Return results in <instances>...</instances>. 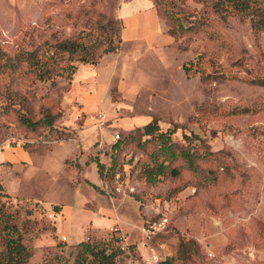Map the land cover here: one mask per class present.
<instances>
[{
    "label": "rangeland",
    "instance_id": "374dc122",
    "mask_svg": "<svg viewBox=\"0 0 264 264\" xmlns=\"http://www.w3.org/2000/svg\"><path fill=\"white\" fill-rule=\"evenodd\" d=\"M120 1L0 0V254L17 238L29 251L22 264H71L88 237L114 250L116 264H264V86L249 81L264 79V27L252 30L235 11L222 17L216 0H164L159 10L200 28L163 48L122 42L115 71L126 66L131 83L123 92L115 80L107 90L87 83L86 95L79 86L69 90L74 72L66 65L83 62L58 57L55 45L88 43L103 28L100 15L117 18ZM29 50L48 57V66L56 62L48 77L24 59L5 64ZM39 105L60 115L30 129L18 115L30 107L35 119ZM135 117L173 127L169 139L192 154V165L149 155L152 143L140 152ZM83 128L93 133L80 141ZM115 132L122 148L105 171ZM160 161L166 168L150 184L142 168ZM116 172L121 191L113 188ZM175 186L182 187L170 194ZM161 214L167 226L142 244L141 227ZM89 258L81 264H93Z\"/></svg>",
    "mask_w": 264,
    "mask_h": 264
},
{
    "label": "trees",
    "instance_id": "16d2710c",
    "mask_svg": "<svg viewBox=\"0 0 264 264\" xmlns=\"http://www.w3.org/2000/svg\"><path fill=\"white\" fill-rule=\"evenodd\" d=\"M163 1L164 0H151L152 4L157 10L158 15L163 17L166 21L167 33L174 37L177 35V33H180L181 31H196L200 28V25L197 22H190L188 25L183 26L178 21L173 12L167 9L165 6L162 7V11L159 10L157 8V4H160V7L161 5H163ZM214 8L219 12L222 17L230 13V11H235L240 15L247 16L250 20V26L254 31H257L259 28L264 27V0H216V2H214ZM103 18L104 15H100V19H98L101 23L100 25H102L103 28H101L100 32L95 34L88 43L78 41L76 39H67L57 42V44L55 45V49L57 48L59 51L58 57L62 53H66V57L68 60L77 59L80 62H87L88 64L94 65L98 61V58L101 56V54L116 50V41H120L121 21L117 17L115 19L106 18L103 22ZM107 22L110 23L106 24ZM116 23L119 25L118 31L115 29ZM116 31L117 40L115 41L113 39L112 33ZM22 59H24V61L28 63L29 68L31 70H34L35 75L40 79H42L43 74H46V77H48L53 69V65H56V62L53 61V65L48 66V57L43 60H38L33 50L25 52V55L22 57L17 56L13 59L10 58V60L6 58L5 64H14L20 62ZM66 66L70 68L72 73L76 68V65L72 62L68 63ZM182 67L184 69H187L184 66ZM57 68L63 69L60 65H58ZM249 81L264 86L263 78H251V80ZM16 96L20 105L26 103L25 98L19 95V93ZM38 110L41 116L35 119L31 118L29 115V113L32 112L30 107H27V111H22L21 113H19L18 118L26 127L34 129L40 124L49 125L57 116L60 115L59 111L52 112L50 108L45 105H39ZM136 131L138 132L139 136L135 144L140 149V152L145 153L146 151H148L147 149L150 148V144L152 143L153 147L148 151L149 155L155 154L157 152L159 154H162L163 159H168V161L178 156L183 159L187 163V165H192L194 158L192 154L188 152L187 149L182 147H179L177 150H175L173 142L169 139V134L174 131L173 127L170 129L162 130L159 127L157 121L151 118L142 125L137 126ZM141 136L142 138H139ZM133 137H136V135H134ZM121 148L122 146H120V142L116 138L115 141L111 144V151L109 153L110 162L105 167L101 162H96L97 168L101 170L104 167L105 171L112 169L116 162L117 151L120 152ZM156 156L157 155H154V157H152V160H154ZM132 157V155L129 156V158ZM1 162L2 161H0V163ZM69 162L70 161L66 158L64 159V163ZM135 162H137V159L135 160ZM72 163L73 166H75L76 168L80 167L78 159L73 160ZM153 165L154 167L151 168H148V166H143L142 168L145 171L144 179L150 184H153L156 181L157 177L164 172L167 163H163L162 161H160L158 163L155 162ZM118 167H120V165ZM120 168H117L115 171ZM115 171L111 170L110 172L114 173ZM169 173L171 175H176L177 168L175 166H171L169 168ZM1 186L2 185L0 183V188ZM181 187L175 186L173 188L168 189V192L170 194L175 193L179 191ZM53 207L55 210H57L59 206L55 204ZM111 237H115L118 240V236L111 235L108 239H110ZM178 241L180 242V244L183 245L189 240H184L182 236H178ZM78 245L80 248V253L82 255L80 254L79 256H76L74 262H72L71 264H81V262L86 259L87 254L90 255L89 259L92 261L93 264H116L114 260L116 253L114 252V250L111 249L106 251V247L103 246V244L98 245L95 242L92 243V241H89V238L86 237V239L80 240L78 242ZM188 249H190V247H188ZM2 252L3 253L0 254V264H22L25 261V258L29 256V251L21 244V242L17 238L8 239V241L5 242V251ZM162 263L167 262L163 260ZM53 264L60 263L55 262Z\"/></svg>",
    "mask_w": 264,
    "mask_h": 264
},
{
    "label": "crops",
    "instance_id": "0c3cea01",
    "mask_svg": "<svg viewBox=\"0 0 264 264\" xmlns=\"http://www.w3.org/2000/svg\"><path fill=\"white\" fill-rule=\"evenodd\" d=\"M116 15L121 21L119 48L116 51L103 53L94 65L78 64L70 79L69 90L79 86L78 88L83 89L84 95H86L87 83L91 84V88L107 90L112 80H115V84L123 92L131 83L122 74L125 72L126 66L122 68L120 74H116L115 71L122 42H130L132 45L137 44L147 47V49H154L163 48V46L173 41V36L166 32L165 25L151 0H121L116 8ZM73 98H75V95H73ZM131 120L134 121L130 125L136 124L138 126L148 121L140 120V117ZM77 131L80 141L90 137L93 133L92 129L85 131V128ZM2 160L0 158V161ZM78 161H80V164H84L81 160L78 159ZM136 201L138 202V200Z\"/></svg>",
    "mask_w": 264,
    "mask_h": 264
},
{
    "label": "built area",
    "instance_id": "2783aa9c",
    "mask_svg": "<svg viewBox=\"0 0 264 264\" xmlns=\"http://www.w3.org/2000/svg\"><path fill=\"white\" fill-rule=\"evenodd\" d=\"M118 136L119 134L117 132L113 134L114 139L118 138ZM114 182L116 183L113 187L114 190L121 191L122 181L119 180L118 172L115 173ZM124 183L126 184V181H124ZM168 222H169L168 217L164 214H161L155 219L147 220L146 224L141 227V230L143 232V240L141 241V243L144 244L145 240L149 239L151 236L155 235L159 231H162L163 229H165ZM113 229L116 230L117 227H113ZM63 239H65L64 236H63ZM121 247L123 248V244H121Z\"/></svg>",
    "mask_w": 264,
    "mask_h": 264
},
{
    "label": "water",
    "instance_id": "95a60500",
    "mask_svg": "<svg viewBox=\"0 0 264 264\" xmlns=\"http://www.w3.org/2000/svg\"><path fill=\"white\" fill-rule=\"evenodd\" d=\"M166 258H167V256H166Z\"/></svg>",
    "mask_w": 264,
    "mask_h": 264
}]
</instances>
